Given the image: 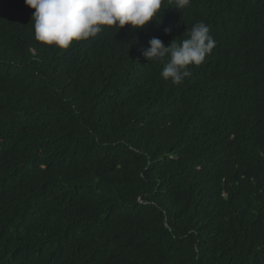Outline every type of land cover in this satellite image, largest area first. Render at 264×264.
I'll return each instance as SVG.
<instances>
[{
	"label": "trees",
	"instance_id": "obj_1",
	"mask_svg": "<svg viewBox=\"0 0 264 264\" xmlns=\"http://www.w3.org/2000/svg\"><path fill=\"white\" fill-rule=\"evenodd\" d=\"M33 13L0 0V264H264V0H164L66 50ZM199 13L216 46L173 84L142 51Z\"/></svg>",
	"mask_w": 264,
	"mask_h": 264
},
{
	"label": "clouds",
	"instance_id": "obj_2",
	"mask_svg": "<svg viewBox=\"0 0 264 264\" xmlns=\"http://www.w3.org/2000/svg\"><path fill=\"white\" fill-rule=\"evenodd\" d=\"M190 2L175 0L176 8L183 9ZM24 3L34 10L35 39L42 45L66 50L74 42H92L101 37L105 28L143 29L158 18L164 0H24ZM170 31L165 29L166 34ZM215 46L210 28L197 22L180 43L174 39L165 46L159 38H152L142 55L148 61H159L163 65L160 76L178 85L191 77L190 66L201 65Z\"/></svg>",
	"mask_w": 264,
	"mask_h": 264
},
{
	"label": "bare ground",
	"instance_id": "obj_3",
	"mask_svg": "<svg viewBox=\"0 0 264 264\" xmlns=\"http://www.w3.org/2000/svg\"><path fill=\"white\" fill-rule=\"evenodd\" d=\"M254 6V5H253ZM256 7V6H255ZM259 7V6H258ZM251 8V7H250ZM237 9V8H236ZM239 9V8H238ZM249 9V8H248ZM255 10V9H254ZM219 11V10H218ZM245 11V10H244ZM191 13H193V12H191ZM246 14V13H245ZM220 15V14H219ZM238 15V14H237ZM248 15V14H247ZM254 15H256L255 13H254ZM241 16V15H240ZM203 16H202V13H199V14H197L196 16H195V20H197L194 24H196L197 22H204V20H203V18H202ZM191 20V19H190ZM217 22V21H216ZM208 27H209V24L208 23H206V22H204ZM212 24V23H211ZM188 25H189V22H188ZM191 25V24H190ZM233 25V24H232ZM192 26V25H191ZM244 52V51H243ZM243 54V53H242ZM228 59V58H227ZM210 62V61H209Z\"/></svg>",
	"mask_w": 264,
	"mask_h": 264
}]
</instances>
